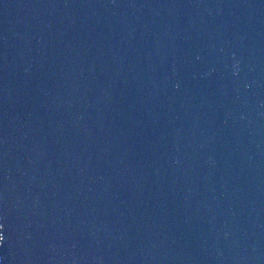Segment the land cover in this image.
<instances>
[{
    "label": "water",
    "instance_id": "95a60500",
    "mask_svg": "<svg viewBox=\"0 0 264 264\" xmlns=\"http://www.w3.org/2000/svg\"><path fill=\"white\" fill-rule=\"evenodd\" d=\"M0 264H264V0H0Z\"/></svg>",
    "mask_w": 264,
    "mask_h": 264
},
{
    "label": "clouds",
    "instance_id": "9594fccd",
    "mask_svg": "<svg viewBox=\"0 0 264 264\" xmlns=\"http://www.w3.org/2000/svg\"><path fill=\"white\" fill-rule=\"evenodd\" d=\"M0 228H2V225H0ZM0 237H2V238H3V235H2V233H0Z\"/></svg>",
    "mask_w": 264,
    "mask_h": 264
},
{
    "label": "snow or ice",
    "instance_id": "6c2138e0",
    "mask_svg": "<svg viewBox=\"0 0 264 264\" xmlns=\"http://www.w3.org/2000/svg\"><path fill=\"white\" fill-rule=\"evenodd\" d=\"M0 240H3V238H2V237H0Z\"/></svg>",
    "mask_w": 264,
    "mask_h": 264
},
{
    "label": "trees",
    "instance_id": "16d2710c",
    "mask_svg": "<svg viewBox=\"0 0 264 264\" xmlns=\"http://www.w3.org/2000/svg\"><path fill=\"white\" fill-rule=\"evenodd\" d=\"M0 233H1V231H0Z\"/></svg>",
    "mask_w": 264,
    "mask_h": 264
}]
</instances>
